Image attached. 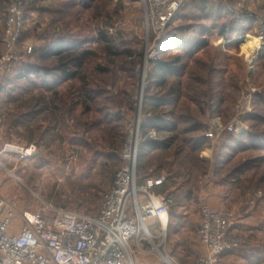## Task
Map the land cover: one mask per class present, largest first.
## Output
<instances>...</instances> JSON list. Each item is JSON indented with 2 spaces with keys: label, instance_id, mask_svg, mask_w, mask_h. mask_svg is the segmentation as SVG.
Instances as JSON below:
<instances>
[{
  "label": "trees",
  "instance_id": "1",
  "mask_svg": "<svg viewBox=\"0 0 264 264\" xmlns=\"http://www.w3.org/2000/svg\"><path fill=\"white\" fill-rule=\"evenodd\" d=\"M7 2L0 0V53ZM87 9L97 27L81 38L73 24ZM124 9L123 0H27L26 20L34 13L38 17L23 30L20 43L28 38L41 43L0 84V130H12L26 146L35 143L40 156L57 148L65 161L68 144L99 157V173L110 184L80 182L74 189L78 206L100 208L101 193L123 166L119 153L126 121L136 111L143 50L137 37L129 40L121 31L108 30L121 20ZM263 16L264 6L250 9L247 0H189L159 40L161 56L150 61L143 92L137 179L165 176L159 194L173 202L189 197L184 185L204 177L242 195L252 187L264 192V91L252 98V113L246 118L250 137L226 132L211 161L201 154L210 143L208 121L232 118L240 85L200 55L213 35L238 48L247 34L258 33ZM169 50L173 54L163 56ZM151 131L157 138L150 137ZM65 203L70 202L59 197L55 204ZM169 215L174 217L172 208ZM263 249L247 250L252 253L250 264H264Z\"/></svg>",
  "mask_w": 264,
  "mask_h": 264
},
{
  "label": "built area",
  "instance_id": "2",
  "mask_svg": "<svg viewBox=\"0 0 264 264\" xmlns=\"http://www.w3.org/2000/svg\"><path fill=\"white\" fill-rule=\"evenodd\" d=\"M187 1L144 0V38L148 46L137 67L140 80L134 98L136 111L126 121V138L119 153L123 166L104 193L98 212L88 214L57 205L30 189L27 200L6 197L0 191V264H137V254L149 251L143 246L144 241L154 245L152 250L158 248L147 221L168 217L173 199L153 192L164 183V177L148 178L144 186H137L141 108L148 65L160 58L159 40ZM26 3L27 0H8L2 14L0 84L35 47V43H20L23 30L32 22L25 18ZM109 31L113 33V28ZM260 31V38H264L263 30ZM258 93L261 90L257 88L249 92L241 89L228 122L223 123L218 117L208 121L206 136L210 138L211 152L226 132L250 136L246 118L252 113V98ZM150 137L157 135L151 131ZM36 151L35 143L26 147L8 141L0 143V156L20 154L27 158ZM258 209L264 213V192L257 187L248 189L245 200L235 206L216 209L203 204L198 237L204 250L188 264H223L222 255L226 252L256 246L254 235H240L236 229L251 226ZM142 232L145 236H141Z\"/></svg>",
  "mask_w": 264,
  "mask_h": 264
},
{
  "label": "rangeland",
  "instance_id": "3",
  "mask_svg": "<svg viewBox=\"0 0 264 264\" xmlns=\"http://www.w3.org/2000/svg\"><path fill=\"white\" fill-rule=\"evenodd\" d=\"M115 2H117V0H115ZM123 2L125 4V9L122 12L121 20L115 23L113 32L116 30L121 31L123 32L124 37L129 40L137 37L139 39L138 47L143 50L144 54L148 46L144 38V0H123ZM43 4L49 5L50 3L48 1ZM262 4H264V0L256 1L255 5H253L252 2H249V7L252 6V8L255 7L258 9V7L260 8V6H263ZM260 22L262 26L258 33L256 35L247 34L244 42H242L238 48L229 46V43H224L221 39L219 41L216 40L218 36L213 35L211 36V44L207 50L200 53L205 60L212 61L216 65L222 67L228 76L232 75L240 85V90L242 89L246 92H249L253 88L260 89L261 92L264 91V38H260V30H263L264 34V16L260 18ZM73 25L75 32H77L78 36L81 38L89 36V34L96 30L97 27V23L91 18L90 10L88 9L78 17ZM109 29L110 28H108V30ZM35 40L36 38H28L24 40V43L33 44ZM216 42L221 43L217 44ZM245 42L246 45H243ZM173 52V50H169L165 52L163 56L167 57L173 54ZM258 54L259 57L255 62ZM129 117L130 116L128 115L127 118ZM9 131L10 132L7 134L6 130H0V143L13 141L15 145L26 147L24 143H20L16 140L15 132L10 129ZM217 145L215 148H217ZM65 146L67 147V160L65 161L59 156L57 148L53 149L52 154H49L48 151H43V156L39 155L38 150L35 154L27 158H21L20 154L1 155V193L6 197L14 196L21 200H27L31 195L29 191L30 189L38 193L47 201L56 203L60 197L64 201L70 202L68 204H62L68 208L83 213L96 214L99 209L95 208L94 204L88 206L84 203L83 205L78 206L79 200H74V196L77 193L76 191L74 192V189L76 190L78 187L80 188V182L96 183L98 187L99 185L101 186V182H104L108 187L110 181L104 179L99 173L100 159L99 157H96L93 152L86 151L83 148L81 149L76 146L77 149H71L68 144ZM210 146L211 142L209 143V146L201 152L203 156L206 157L204 153L210 154L208 151ZM212 158L209 159L212 161ZM137 186H140L139 179L137 180ZM191 186V209H189L188 212L191 213L192 216L196 214V218H198L199 213L201 215L203 204H206L203 202V199L199 197L201 190L204 191L207 188L215 190L216 188L217 194L220 196L221 201H223L221 205H223L224 208L235 206L244 201L247 193L246 192L242 195L239 193V190L220 186V183L211 179L209 180L206 177L200 182L196 181L194 185L191 183ZM96 188H92L94 193L99 192ZM153 192L155 193V190ZM207 192L209 193L210 191ZM83 193L84 192H81V194ZM103 195L104 191L101 193V197H103ZM138 195L140 199L143 197L140 192H138ZM88 207H90V211H88ZM152 221L158 223L159 219L152 218V220H148L147 225L153 232L154 243L165 256H163L157 249L152 250L154 245L148 242L150 245L145 243V249L150 250V254H142L141 257H139V264H170L167 259L172 261L173 264H188L194 259L186 249V243L184 242L182 235L177 234L176 228L169 226L165 230H160V226H153ZM251 223L253 224L251 226L239 227L237 232L240 235H254L257 239L256 245L264 246V226L258 223L259 225L257 227L255 222ZM141 236H145L144 232H142ZM253 248H255V246L234 250L233 252L242 254L245 250L247 251ZM234 258L232 257V259ZM228 259L229 257L226 258L224 262L222 261L223 264H239V261H237L236 258V263L228 262ZM241 262L242 263L240 264H244L242 259Z\"/></svg>",
  "mask_w": 264,
  "mask_h": 264
},
{
  "label": "crops",
  "instance_id": "4",
  "mask_svg": "<svg viewBox=\"0 0 264 264\" xmlns=\"http://www.w3.org/2000/svg\"><path fill=\"white\" fill-rule=\"evenodd\" d=\"M247 1L250 2V3L252 2L253 5H255L256 1H258V0H247ZM261 1H263V0H261ZM262 5L264 6V4H262ZM249 8L252 9V6H250ZM36 17H38V14H36V13L32 14V18H31L32 22L29 23V26H32L36 22ZM220 39L223 40L224 43H228L227 40H225L224 38H221V37H218L216 40L219 41ZM34 43H35V45H37V44H40L41 41L40 40H35ZM216 43L218 44V43H221V42H216ZM117 112H118V110H117ZM129 116H132V114H130ZM208 151H209L210 154H206V153H204V154L206 155V157L212 158V155H213L214 152H211L209 149H208ZM163 177H165V176H163ZM139 181H140V186H144L145 180L139 179ZM191 187L192 186L190 184L187 185V186L184 185L182 191L185 192V194L188 193V192H191L192 191ZM212 190H214V189L207 188L204 191L201 190V193H200L199 197L201 199H203L204 203L212 206L213 208H216V209L224 208L223 205H221L223 201H221L220 196L217 194L216 188H215L214 191H212ZM159 191H160V187L155 188V193L156 194H159ZM207 191H210V192L208 193ZM190 198H191V193L189 194V197L185 196L182 199H180V202H177V201L175 202L174 201L171 204L170 208H172V211L174 212V217H172V219H170V215H169L167 217L166 225L164 224L163 218H161V219L157 218V219H159L158 223L152 221V225L153 226H156V225L160 226V228H161L160 230H165L169 226H172V227L176 228L177 229V234H181L182 235V238L184 239V242L186 243L185 247L190 252V256L196 258V257L201 255V253L204 250V246L200 243L198 235H197V230H198L199 224H200V213L198 215V218H196V214L192 216L191 213L188 212L189 209H191ZM141 200L144 201L145 198L141 197ZM150 220H152V219H150ZM251 222H255L256 223L255 225L257 227H258L259 224L264 226V213L261 210H259V209L256 210L254 212V219H253V221L251 220L250 223ZM241 227H243V226H241ZM149 230H150V228H149ZM236 231H238V230L236 229ZM132 243H133V245H135V240H133ZM145 243L150 245L148 242L144 241L143 242V246L144 247L146 245ZM255 247H258V246L256 245ZM142 254L143 255H149L150 254V250L148 252H146V253H138L137 254V264H139V257H141ZM251 255H252L251 251H247V255L234 253V252L227 253V254H223L222 255V261L224 262L225 259L229 257L228 262L236 263V260H237V261H239L238 263L240 264V263H242L241 262V259H242L244 264H250L249 263L250 262L249 257H251ZM232 257L233 258L235 257L236 260H235V258L232 259Z\"/></svg>",
  "mask_w": 264,
  "mask_h": 264
},
{
  "label": "bare ground",
  "instance_id": "5",
  "mask_svg": "<svg viewBox=\"0 0 264 264\" xmlns=\"http://www.w3.org/2000/svg\"><path fill=\"white\" fill-rule=\"evenodd\" d=\"M163 220H164V224L166 225V223H167V216H163ZM167 260H168V259H167ZM168 262H169L170 264H173V262L170 261V260H168Z\"/></svg>",
  "mask_w": 264,
  "mask_h": 264
},
{
  "label": "water",
  "instance_id": "6",
  "mask_svg": "<svg viewBox=\"0 0 264 264\" xmlns=\"http://www.w3.org/2000/svg\"><path fill=\"white\" fill-rule=\"evenodd\" d=\"M258 57H259V54H258V56L256 57L255 62H256V60H257ZM138 115H139V111H138ZM157 249H159V248H157ZM159 251H160L161 254H163V253L161 252V250H159ZM163 256H165V255L163 254ZM167 261H168V260H167Z\"/></svg>",
  "mask_w": 264,
  "mask_h": 264
}]
</instances>
